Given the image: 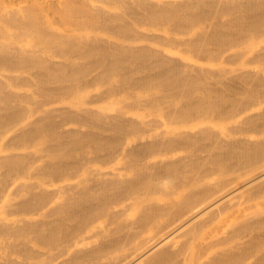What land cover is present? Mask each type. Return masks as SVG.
Here are the masks:
<instances>
[{
	"label": "bare ground",
	"instance_id": "1",
	"mask_svg": "<svg viewBox=\"0 0 264 264\" xmlns=\"http://www.w3.org/2000/svg\"><path fill=\"white\" fill-rule=\"evenodd\" d=\"M1 1L0 264H264V61L229 90L204 68L257 52L264 0ZM116 5L187 42L141 47Z\"/></svg>",
	"mask_w": 264,
	"mask_h": 264
},
{
	"label": "rangeland",
	"instance_id": "2",
	"mask_svg": "<svg viewBox=\"0 0 264 264\" xmlns=\"http://www.w3.org/2000/svg\"><path fill=\"white\" fill-rule=\"evenodd\" d=\"M1 1V0H0ZM24 1H29V0H24ZM176 1H181V0H176ZM2 3H5L6 5V10H9L11 8L16 7L14 2H18V0H2ZM26 3L21 2L19 6L23 7ZM2 5V4H0ZM92 12H97L96 8H93L91 10ZM112 14H114L118 19V23L121 27L129 28V31L127 35H140L141 39L139 41V44L145 47H149L148 43H150V47L152 50L160 52V54H165L164 48L167 47V45L171 44H177L178 49L181 48L184 45V42H187V37L182 35V34H172V32L168 31L167 29H164L162 27H157L154 25L149 24L151 27L149 28H139L137 27V23L135 20L139 19L138 16L140 14H144L145 12L140 10V9H131L129 10L126 7H123L121 5H116L115 8L110 10ZM45 13L48 16V22L55 24V31H58L59 33L63 32H70L72 29H75L74 27H69L68 25L62 23L60 21L61 19V11L58 8L54 7H46L45 8ZM234 14L237 15L239 14V11H234ZM221 17L220 19L221 22H225L228 18V14L225 12L220 13ZM152 16L156 18V20L160 19L163 16V13L161 12H152ZM110 19V18H109ZM106 25H110L109 20L106 19ZM260 32H264V26L262 25L259 28ZM100 37L101 38H106L108 39V36L110 35L109 31L102 29L99 31ZM162 40V41H161ZM176 43H174V42ZM168 42V43H165ZM160 45V47L158 46ZM157 48V49H156ZM164 49V50H163ZM161 54V56H162ZM171 58L173 61L176 63L181 64L182 66L185 67L187 72L190 74L189 70L193 74V67L196 64V59L197 56L195 54H187L186 56H182L181 54L174 52L171 55ZM264 61V43H262L259 47L258 50L255 54H243V56L240 57V60L237 61H232L231 58L228 55H224L219 57L217 60L213 61V65L211 67H207L204 65L205 71L208 70V75L207 78L210 77H215L217 79L223 78L224 80V88H227L229 90L231 87H239L240 83L238 81V78L243 76L244 73L241 72H246L247 70H250L252 67H258L262 62ZM162 70V68L158 69L157 76L160 75L159 72ZM166 73L169 74L168 77H160L153 82L158 90H163L166 86L170 85L172 86L171 89V96L173 97H182L181 92L183 90H186L185 88L187 86L181 85L182 83V78L177 75V72L175 69H171L169 72L166 71ZM185 74H182L184 76ZM216 79V80H217ZM167 91L163 93H167ZM229 92V91H227ZM217 102H221V100H217ZM260 110L264 109L263 106H259ZM12 137V134L9 133L6 136V140H9ZM41 161L39 160L36 165H40ZM1 172V170H0ZM11 201L13 202L14 199L11 197Z\"/></svg>",
	"mask_w": 264,
	"mask_h": 264
}]
</instances>
